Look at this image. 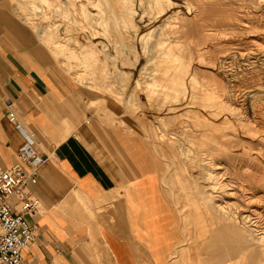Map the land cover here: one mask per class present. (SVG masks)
I'll list each match as a JSON object with an SVG mask.
<instances>
[{
    "label": "bare ground",
    "instance_id": "bare-ground-1",
    "mask_svg": "<svg viewBox=\"0 0 264 264\" xmlns=\"http://www.w3.org/2000/svg\"><path fill=\"white\" fill-rule=\"evenodd\" d=\"M37 3L46 22L38 34L63 62L82 55L91 83L117 74L120 88L129 82L130 99L163 125L160 135L179 156L188 191L183 212L193 246L205 249L204 263L264 264V0ZM252 6L260 12L252 15ZM78 30L82 43L76 38L81 44L73 45ZM199 74L213 78L197 81ZM108 92L122 102L120 93ZM104 102L109 124L117 123ZM188 167L194 176L185 175ZM187 261L195 264L192 253Z\"/></svg>",
    "mask_w": 264,
    "mask_h": 264
},
{
    "label": "crops",
    "instance_id": "crops-1",
    "mask_svg": "<svg viewBox=\"0 0 264 264\" xmlns=\"http://www.w3.org/2000/svg\"><path fill=\"white\" fill-rule=\"evenodd\" d=\"M46 51L0 0V167L24 144L8 112L49 158L29 188L35 236L22 264H167L176 221L152 167L104 111L67 90Z\"/></svg>",
    "mask_w": 264,
    "mask_h": 264
},
{
    "label": "rangeland",
    "instance_id": "rangeland-1",
    "mask_svg": "<svg viewBox=\"0 0 264 264\" xmlns=\"http://www.w3.org/2000/svg\"><path fill=\"white\" fill-rule=\"evenodd\" d=\"M1 1H2L3 7L7 9L8 12L17 20L18 24L24 27L30 33H32L33 38L35 40V44L38 45V47L43 49L44 51L46 50L48 51V52L46 51L48 58L52 62L54 69L60 75H62V79L68 87L67 90L72 91L77 97L80 98V100H84L87 103H89V106L90 105L92 107L95 106L96 107L95 109L93 108L90 109L94 111L101 110L100 109L101 107L100 99H105L103 107L109 110L110 112H114V119L115 121H117V123L115 122L113 125L121 127L123 131L126 134H128L129 137L133 139V141L136 142L138 147L142 150V153H144L147 162L150 164V166L152 167L155 173L157 183L159 185L160 192H161V197L164 200L167 207H169V209L173 213L175 221L178 224L177 241H176L177 243L174 246V249L172 251L174 253L173 258H172L173 260H171V262L167 261V264H173V262L174 263L178 262V264H184L185 262V264H189L187 261V256L190 255V253H192L193 255L195 264H205L204 263V260L206 259L205 249L202 248L201 246H193L192 244L191 238L195 235V232L190 224L188 217L185 216V213L183 212L184 208L182 206L186 202L185 198H186V193L188 192L184 184L186 180L180 179L181 176H180L178 164L176 163L179 156H176V158L175 157L173 158V156L178 155L177 151L168 147L165 144L166 137L160 135L161 131L164 128L163 125L157 126V124L155 123V120H153V118L152 119L148 118L149 114L142 112L139 109L137 102L135 100L134 102L130 99L127 93L128 88H129V82H128V86H124V88L123 87L120 88L122 81L120 80V77L117 74H112L110 76L112 80L111 78L108 77L105 81L98 80L97 82L91 83V81L88 80V78H92L90 75L91 71H90V68L88 69L86 68V66H83L85 65L84 64L85 60L83 59L84 57L82 55H78V54L71 55L72 58L71 57L68 58L67 60L68 62H63L59 58V53H56L58 51H55V49L52 48V46L47 45L43 36L38 34L39 28L43 27L44 24L46 23L44 16H43V12H42L43 9H41L43 7L41 3H37L38 0H35V1L33 0V2L31 0H1ZM30 9L33 10V13H32V10ZM257 12H260V11L252 6V15L258 14ZM67 19L70 21V24ZM67 19H65V22L67 21L70 27L72 28L76 27L74 25H77V23L73 24L74 22L72 21L70 17ZM62 28L63 26H61V29ZM75 33L76 34L78 33V36H76ZM73 34L76 37H74L73 35L72 39H70L72 44L80 45L82 43L81 32H79L78 30L77 32H74ZM76 38L78 42H81L80 44L77 42ZM74 42L76 43L74 44ZM48 46L50 47L48 48L49 50L47 49ZM51 51L55 54V56H53L54 54L51 53ZM58 58L60 59V61H58ZM130 67L131 66H128V67L124 66L122 67L121 70L122 71L125 70L130 73L132 71ZM207 71H210V70H207ZM132 75L133 74L130 75L131 78H132ZM199 75H197L198 78L196 77L197 81H199L201 78L202 82L207 81V80L208 81L210 80L211 82V78H213L212 75L209 74L208 75L209 78L203 80L202 76L201 75L199 76ZM105 83L110 85V89L112 91H116L120 93L122 97L121 98L122 102H119L111 98L108 95L109 94L108 91H111V90L109 89V87L106 88L107 86L105 85ZM122 89L123 90L125 89V91H123ZM124 99L127 102L123 101ZM123 103H125V105ZM121 121L123 122L126 121L127 124L126 122H125V125L118 123ZM129 127L132 129L131 131L128 130ZM151 128H154V130ZM157 130L160 132H156ZM154 132H156L157 134L156 133L154 134ZM189 174H193V172L188 167V169L185 171V175L188 176ZM187 178H188V181H190L189 183L192 184L191 177L189 176ZM190 190L194 191L192 185H191ZM235 261L236 259H233L232 262L235 264H238Z\"/></svg>",
    "mask_w": 264,
    "mask_h": 264
},
{
    "label": "built area",
    "instance_id": "built-area-1",
    "mask_svg": "<svg viewBox=\"0 0 264 264\" xmlns=\"http://www.w3.org/2000/svg\"><path fill=\"white\" fill-rule=\"evenodd\" d=\"M6 117L22 134L24 144L17 152L16 163L8 168L0 167V264H22V251L33 242L35 230L24 217L34 215L36 205L29 188L36 183L38 171L49 160L34 148V140L24 133L14 114ZM11 199H15L14 211Z\"/></svg>",
    "mask_w": 264,
    "mask_h": 264
}]
</instances>
